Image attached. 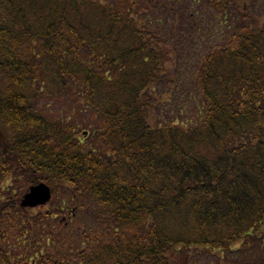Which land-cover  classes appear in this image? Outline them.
<instances>
[{
  "label": "trees",
  "instance_id": "obj_1",
  "mask_svg": "<svg viewBox=\"0 0 264 264\" xmlns=\"http://www.w3.org/2000/svg\"><path fill=\"white\" fill-rule=\"evenodd\" d=\"M180 1L0 0V264H32L42 246L36 264L264 251V11L202 0L220 40L186 83L157 17L179 20ZM58 103L71 114L52 115ZM38 183L57 208L33 216L19 203ZM65 210L73 224L54 232Z\"/></svg>",
  "mask_w": 264,
  "mask_h": 264
},
{
  "label": "rangeland",
  "instance_id": "obj_2",
  "mask_svg": "<svg viewBox=\"0 0 264 264\" xmlns=\"http://www.w3.org/2000/svg\"><path fill=\"white\" fill-rule=\"evenodd\" d=\"M202 0H181L180 4L178 5V13H179V20H174L173 16L169 14H158V19L160 20L162 27H161V33L163 34V37L165 39V42L169 46L173 40H175V50L178 55V63H179V69L181 70L183 74V78L186 83L189 82L191 79V75L193 73V67L194 63L198 60V58L203 54L210 45H215L219 42V32L218 28L215 27L214 23L216 22V19L210 14L204 11L202 3ZM255 8L253 15L258 17L262 11H264V6L262 7L261 0H255ZM176 23V24H175ZM176 27L175 29V35L171 32L172 27ZM174 37V39H173ZM180 106V103L176 104V106ZM52 107L48 108L49 112L57 117H65L69 116L70 113V107L68 104L64 103L60 105L59 103L54 105L51 104ZM181 107V106H180ZM182 108V107H181ZM185 115L194 114L195 112L193 110V105H187L185 106ZM81 118V117H80ZM86 120V118H85ZM60 201V194L57 197ZM56 204L50 205L47 204L43 207H39L36 209L31 210L29 213H31L33 216H36L38 213H45L48 211H53L56 209ZM58 220L62 219V221H59L56 224H52V229L54 232H57L61 229H63V225H71L73 224V218L72 215L69 213V211H64L62 218L59 216L57 218ZM74 227L82 228L81 224L75 223ZM60 228V229H59ZM69 228V227H68ZM67 230V229H66ZM16 234L11 233V237L9 240V247L12 251V253H15L19 255L23 249L21 246V241L23 239H27V234H22L18 232H15ZM22 234V235H21ZM69 231H65L66 236V245L69 247V245H75L77 242V238L75 237L73 240L69 237ZM24 235V236H23ZM23 236V237H22ZM64 236V237H65ZM75 241V242H74ZM66 246V248H67ZM80 248V247H79ZM77 249L76 251H78ZM27 251H31L30 249ZM41 252L34 257L30 258V262L35 261L37 259L36 263L40 262V256L45 254V250L43 249V246L41 247ZM64 251V250H63ZM69 251V250H68ZM49 254H52L54 252L53 247H50L48 249ZM73 254H76L74 250L69 251ZM191 259H196V256L194 255V258L191 257ZM200 262L204 264H217V258L213 255L206 254L202 255L200 258ZM264 260V251L261 253L258 252L256 254V260L249 261L250 264H259L261 261Z\"/></svg>",
  "mask_w": 264,
  "mask_h": 264
},
{
  "label": "water",
  "instance_id": "obj_3",
  "mask_svg": "<svg viewBox=\"0 0 264 264\" xmlns=\"http://www.w3.org/2000/svg\"><path fill=\"white\" fill-rule=\"evenodd\" d=\"M51 189L44 183L35 184L29 187L22 196L19 206L24 209H34L45 206L51 200Z\"/></svg>",
  "mask_w": 264,
  "mask_h": 264
}]
</instances>
